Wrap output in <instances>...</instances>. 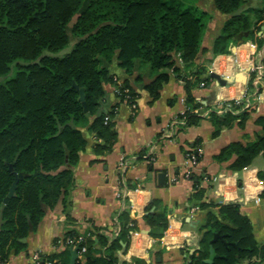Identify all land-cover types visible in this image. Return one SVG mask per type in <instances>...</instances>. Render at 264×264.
<instances>
[{
    "label": "trees",
    "instance_id": "16d2710c",
    "mask_svg": "<svg viewBox=\"0 0 264 264\" xmlns=\"http://www.w3.org/2000/svg\"><path fill=\"white\" fill-rule=\"evenodd\" d=\"M190 1L0 0V262L7 264L13 252L26 250L22 240L37 230L47 210L60 200L67 207L74 171L87 147L84 129L103 142L95 145L97 155L112 151L118 137L113 123L115 109L120 104H137L138 94L126 80L123 89H130L131 100L124 94L115 95L119 100L115 109L99 111L106 87L116 86L117 78L109 65L118 61L129 76L137 65L147 66L153 80L145 90L152 102L161 97L173 75L179 74L187 92V111L179 116L185 128L202 121L194 112L199 104L192 94L202 81L193 83L183 72L209 51L213 56L231 54L233 46L244 43L245 35L258 47L264 46L260 36L264 8L244 10L248 0H212L214 8L208 12L200 10L199 0ZM208 13L212 20L221 19L220 32L210 49L204 47L209 26L204 18ZM73 39L72 51L63 54ZM231 105L233 112L211 113L213 138L224 129L246 131L252 117L260 128L254 142L232 143L215 157L220 163L236 157L229 169L238 172L264 156V111L241 109L233 101ZM106 117L111 119L108 124ZM201 147L199 139L190 149ZM16 176L21 178L15 195L9 198ZM200 179L192 178L196 187L193 198L197 200L204 194ZM259 179L264 182V171ZM134 189L127 186L126 192ZM260 198L264 199V191ZM160 205L161 201H152L144 216L155 239H162L169 228L167 212H158ZM200 208L210 212L200 229L199 249L187 264L208 261L212 248L215 259L210 264H264V242L257 241L253 224L239 204L209 202ZM120 220L121 231L113 241L109 234L96 230L97 236L87 238L81 246H68L44 259L69 264L71 252L86 246L88 251L79 264H147L143 259L135 263L120 260L118 253L128 250L130 232L136 229V221L128 213ZM74 236L80 235L68 232L64 239ZM122 242L128 243L126 249ZM97 253L99 258L94 257Z\"/></svg>",
    "mask_w": 264,
    "mask_h": 264
},
{
    "label": "crops",
    "instance_id": "0c3cea01",
    "mask_svg": "<svg viewBox=\"0 0 264 264\" xmlns=\"http://www.w3.org/2000/svg\"><path fill=\"white\" fill-rule=\"evenodd\" d=\"M219 20H212L208 26L204 41L207 49L212 47L214 38L220 32ZM223 55L231 58L234 53ZM218 56H213L209 51L182 74L184 77L189 76L193 83L202 81L192 89L199 104L194 112L202 117V121L197 126L185 128L179 123V116L187 109V92L185 81L179 79V74L173 75L161 91V97L152 102L145 90L146 85L153 80L149 68L137 65L134 74L129 76L118 66V61L109 65L110 72L121 82L129 80L138 94L136 112L126 104L116 107L119 100L114 87H106V97L99 111L108 113L116 107L113 123L118 137L112 151L97 155L95 145L103 142L97 140L88 128L83 130L87 147L81 152L79 165L75 168V180L69 190L67 207L60 200L53 209L47 210L37 230L22 240L27 245L26 250L13 252L7 264H31V256L36 251H41L44 256L61 253L55 250L54 242L68 232L89 239L95 238L96 230H99L100 233L109 234V240L113 241L121 231L120 217L124 213L136 221L135 230L140 231L142 237L138 239L137 249L132 251L129 246L126 252L118 253L122 262H137V259H142L139 253L147 248L148 256L143 259L147 264H187L190 255L199 249L200 229L206 224L210 212L202 210L200 205L209 202L239 204L242 214L248 216L253 224L257 241L263 243L264 199L260 195L264 191V182L259 179V173L264 171V156L260 155L251 166L238 172L229 169V164L236 157L224 163L215 160L232 143L254 142L260 133V128L254 124L255 117H252L246 131L238 127L224 129L219 137L213 138L214 127L210 115L212 112L220 115L218 111L223 108L219 101L220 93L221 96L229 93L231 98L237 97L239 93L236 84L238 76L210 73V65ZM223 81L226 84H222ZM227 85H232L230 92L223 90ZM261 85L259 90L264 88V81ZM249 96L254 104L259 105V96L253 90L249 91ZM259 108L264 109V105ZM199 139L202 141L203 155L193 177L196 181L201 178L199 188L204 190V194L197 200L193 198L195 183L192 179L184 178L183 166L186 152ZM123 157L132 162L126 172L119 168ZM161 173L166 174L165 184L160 183ZM205 176L218 178V181H206ZM173 178L177 179L176 182H172ZM127 186L135 188L129 196L141 211H145L152 201H161L158 212H167L173 230H167L162 239L151 237L145 215L134 216L128 197L117 198V191ZM195 208L198 210L191 220L190 214ZM213 212L216 213L215 210ZM122 247L126 249L128 243L122 242ZM94 257L99 258L100 254H94Z\"/></svg>",
    "mask_w": 264,
    "mask_h": 264
},
{
    "label": "built area",
    "instance_id": "2783aa9c",
    "mask_svg": "<svg viewBox=\"0 0 264 264\" xmlns=\"http://www.w3.org/2000/svg\"><path fill=\"white\" fill-rule=\"evenodd\" d=\"M264 34V31L261 32L260 35ZM227 55V54H226ZM231 55V54H230ZM232 58V60H231ZM231 58L225 57L224 55H219L214 59V61L210 65V73L212 72H218L219 74H229L238 76V82L236 83L239 86V93L237 97L231 98L230 94L227 93L224 96H221L222 93H220L219 101L221 104H223V108L218 111L220 115H223L227 112L232 111V105L231 102H235L237 106H240L243 109H248L255 107L258 110L261 105H264V88L262 90H259L262 86V82L264 81V46L258 48L255 44L249 42L240 44L237 48L236 53L232 55ZM206 85V82L203 84V86ZM234 86V85H233ZM232 88V85H227L223 88V90L230 92V89ZM222 90V91H223ZM253 90L255 92V95L259 96V105L254 104L249 96V91ZM221 91V92H222ZM115 95H122L124 94L126 96L127 100H131V91L130 89H123V82L116 79V86L114 89ZM133 112H136L137 110V104L134 103L132 105H129ZM187 111V109H186ZM186 111L183 113L185 114ZM111 121L110 117H106V124H108ZM203 155L202 148L195 151V149H189L185 154V161H184V178L185 179H192L194 175V170L200 163V160ZM132 162L126 158L123 157L119 163V168L122 172H126L131 167ZM176 178L172 179V182H176ZM206 181H212L217 182L218 178H213L209 176H205ZM128 197L131 205V210L134 214V216L139 217L146 215V210L141 211L135 201L130 198L129 194L126 192V189L117 191V198L119 199H126ZM198 210V208H195L191 211L190 219L193 220L195 218L194 213ZM135 226V225H132ZM173 230V226L169 225L168 232H171ZM168 236V235H167ZM166 236V237H167ZM142 237V233L140 231H133L131 236V250L137 249L138 245V239ZM86 237L84 236H74L69 237L67 239H64V237L58 239L57 243L54 244L55 250L58 252L64 251L68 246L73 247H79L82 244L86 242ZM77 251V250H76ZM88 248L86 246H83L78 252V260L76 264H79L82 260L84 255L87 253ZM148 254V249L145 248V251H142L139 253L140 258L146 259ZM31 264H54L53 262L46 261L44 259V255L41 251H36L31 256ZM0 264H3L0 262Z\"/></svg>",
    "mask_w": 264,
    "mask_h": 264
},
{
    "label": "rangeland",
    "instance_id": "374dc122",
    "mask_svg": "<svg viewBox=\"0 0 264 264\" xmlns=\"http://www.w3.org/2000/svg\"><path fill=\"white\" fill-rule=\"evenodd\" d=\"M188 3H190L191 1L190 0H184ZM198 6H200V10L201 11H205L208 10V12H211V10H213V5H212V0H199L198 1ZM248 8H256V9H263L264 8V0H248V4L243 8L244 10L248 9ZM212 14L211 13H208L205 18H204V22L208 25L210 24L211 20H212ZM76 19L73 20V22L71 23L70 27L72 26V24L75 22ZM261 34V33H260ZM260 36H263L264 37V34L260 35ZM244 43H253V40L252 38H248V35H245L244 38ZM244 43H241V44H244ZM254 44V43H253ZM240 45V44H239ZM239 45H236L237 47ZM257 46V45H256ZM74 47V39H73V42H71V44L69 45V47L63 52V54L65 53H68L70 51H72ZM259 50L261 47H258ZM147 66H145L146 68ZM148 68V67H147ZM12 75H14V71L12 72ZM262 110L264 111V109L262 108Z\"/></svg>",
    "mask_w": 264,
    "mask_h": 264
},
{
    "label": "water",
    "instance_id": "95a60500",
    "mask_svg": "<svg viewBox=\"0 0 264 264\" xmlns=\"http://www.w3.org/2000/svg\"><path fill=\"white\" fill-rule=\"evenodd\" d=\"M237 48H238L237 46H233L231 48V52L232 53H236ZM222 84H226V82L223 81ZM81 100L84 101L83 92H82ZM84 107H85V111L88 112V107H87V104L85 102H84ZM19 178H21V176H16L15 182H14V184H13V186L11 188V191L9 193V198L13 197L15 195V191H16V188H17V184H18ZM159 180H160L161 184H165V182H166V174L165 173H161L159 175ZM217 239H218V236L215 237L214 241H216ZM214 259H215V251L212 248L211 249V258L208 261L204 262L203 264H210V263H212V261H214ZM77 260H78V252L77 251H72V257H71V260H70V264H76Z\"/></svg>",
    "mask_w": 264,
    "mask_h": 264
}]
</instances>
